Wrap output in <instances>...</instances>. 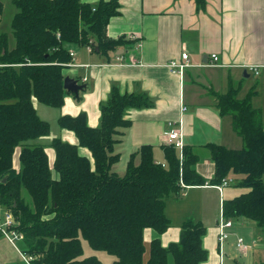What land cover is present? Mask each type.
<instances>
[{
    "label": "trees",
    "instance_id": "1",
    "mask_svg": "<svg viewBox=\"0 0 264 264\" xmlns=\"http://www.w3.org/2000/svg\"><path fill=\"white\" fill-rule=\"evenodd\" d=\"M195 1L199 9L205 8L206 0ZM14 5V47H9L7 34H0V64L6 65L0 68V202L25 236L24 253L34 258L33 264H103L97 257H84L85 240L92 249L114 256L112 264H144L145 231L161 235L171 227L168 198L181 196V182L187 187L206 185L196 171L199 157L185 147L180 158L176 148L167 145L166 163H158L153 147L146 145L131 156L125 175L117 174L119 137L131 125L126 112L148 107L151 100L146 94H122L113 87L101 105L98 128L88 126L86 114L58 120L62 128L75 132L81 147L90 150L94 164L80 155L78 146L56 138L52 170L46 148L33 144L51 132L34 99L56 109L63 106L64 70L73 60L70 47L91 45L94 52L109 56L131 41L106 34L110 20L119 14L118 0L92 5L82 0H14ZM3 12L0 0V25ZM254 95L252 91L240 100L234 88L216 95L221 113L232 117L243 147L208 146L215 164L208 183L216 186L234 176L248 191L224 200L223 215L254 221L264 231V125L262 110L252 104ZM18 148L19 171L13 163ZM206 232L202 222L186 220L179 242L168 247L159 238L151 242L147 264L206 262Z\"/></svg>",
    "mask_w": 264,
    "mask_h": 264
},
{
    "label": "crops",
    "instance_id": "2",
    "mask_svg": "<svg viewBox=\"0 0 264 264\" xmlns=\"http://www.w3.org/2000/svg\"><path fill=\"white\" fill-rule=\"evenodd\" d=\"M100 1L82 0L91 5ZM118 2L119 14L110 20L106 34L113 40L126 38L131 45L109 56L90 52L87 47H70L74 57L64 74L86 88L78 95L67 91L59 109L34 99L39 117L50 124L51 132L33 144L46 148L52 170L56 159L52 142L56 138L78 146L80 155L94 164L90 150L80 146L75 132L59 125V118L86 114L88 126L98 128L101 105L109 100L113 87L122 94H146L151 100L150 106L126 112L131 125L119 137L117 152L121 159L114 171L125 175L131 156L146 145L153 147L156 162L165 164L164 147L171 145L167 133L173 127L181 129L185 147L192 148L199 157L196 171L207 183L188 187L182 199L168 198L166 214L171 227L161 235L153 229L145 231L144 264L150 258L151 242L159 238L164 247L179 242L181 226L188 219L202 222L207 229L203 246L208 251V259L202 264H253L251 259L257 248L264 244V231L254 221L233 220L228 242L223 251L220 249L219 215L223 201L248 190L232 189L230 185L220 192L208 183L215 175L208 146L243 147V140L234 131L232 117L223 115L218 107L216 95H224L230 88L238 91L240 100L255 91L252 104L262 110L264 125V0H206L204 9H199L195 0ZM183 53H188L192 66L180 76L172 73L168 65L181 61ZM213 54L219 57L218 65L208 66ZM248 66L260 67V75H254ZM20 154L21 149H16L13 158L14 169L18 171ZM5 212L0 202V226ZM239 238L244 239L246 251L237 248ZM24 247L23 241L13 244L0 230V264H27Z\"/></svg>",
    "mask_w": 264,
    "mask_h": 264
},
{
    "label": "built area",
    "instance_id": "3",
    "mask_svg": "<svg viewBox=\"0 0 264 264\" xmlns=\"http://www.w3.org/2000/svg\"><path fill=\"white\" fill-rule=\"evenodd\" d=\"M87 49L90 52L94 51L93 46H87ZM72 58L74 57V53H70ZM211 62L208 64V66H217V62L219 60L218 55L213 54L211 56ZM6 65L0 64V68L5 67ZM192 65L189 61V55L188 53L182 54V60L181 61H172L169 63L168 67L174 74H178L180 76H183L185 74V71L190 68ZM251 72L254 73V75L259 76L261 71L260 67L258 66H248L247 68ZM184 111L187 110L186 107L183 108ZM168 142L169 144L173 145L177 150L180 152V158H183V151H184V142H183V135L181 132V129L173 128L167 133ZM233 183V179H224L221 184L216 185V187L219 189L220 192H222L226 187L230 186ZM182 184V193L181 195H184L186 192V189L188 188L183 182ZM222 216L219 220V245L221 251H223L224 244L226 240L230 237V230L233 227V220L227 219L223 212L221 213ZM18 222L16 221L15 217L10 211L5 212V219L2 226H0V230L3 232V234L8 238L13 244H16L19 241H23L25 236L22 232L18 230ZM237 248L242 251H246L248 247L245 244V241L243 238H239L237 243ZM24 259L27 264H33L34 258L31 256H28L24 253Z\"/></svg>",
    "mask_w": 264,
    "mask_h": 264
},
{
    "label": "rangeland",
    "instance_id": "4",
    "mask_svg": "<svg viewBox=\"0 0 264 264\" xmlns=\"http://www.w3.org/2000/svg\"><path fill=\"white\" fill-rule=\"evenodd\" d=\"M13 1L14 0H2V2L4 3V12H3V15L1 17V25H0V34H7L8 35L10 48H13L15 45V40H14V37L12 34L11 24H12V20H13L14 15L17 13V8L15 7ZM251 80L253 82L256 81V79H254V78H252ZM54 175H57V174L54 172ZM228 179H233V183L231 184V185H233V187H231L232 189L243 188V187L239 186V182H238V180H236V178H232L229 176ZM25 196L27 197V194H25ZM182 198H183L182 196L178 197V199H182ZM221 216H222V214L220 212L219 217L221 218ZM213 217L214 216H212L211 219H213ZM227 242H228V240H227ZM21 244L22 243L19 244L20 247H21ZM83 248H84V257H91V256L97 257L99 260L102 261L103 264H112L115 261L114 256H111L104 251H96V250L92 249L90 247V245L88 244V242L85 240H83ZM251 262L253 264H264V244L260 245L257 248V251L255 252L254 257L251 259Z\"/></svg>",
    "mask_w": 264,
    "mask_h": 264
},
{
    "label": "water",
    "instance_id": "5",
    "mask_svg": "<svg viewBox=\"0 0 264 264\" xmlns=\"http://www.w3.org/2000/svg\"><path fill=\"white\" fill-rule=\"evenodd\" d=\"M64 88L68 92L78 95L80 91L86 88V85H80L78 80L67 76L65 78ZM3 182H6V179H4Z\"/></svg>",
    "mask_w": 264,
    "mask_h": 264
}]
</instances>
